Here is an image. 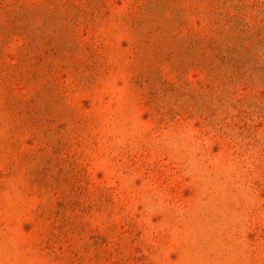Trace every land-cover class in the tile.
I'll return each mask as SVG.
<instances>
[{
  "label": "rangeland",
  "instance_id": "obj_1",
  "mask_svg": "<svg viewBox=\"0 0 264 264\" xmlns=\"http://www.w3.org/2000/svg\"><path fill=\"white\" fill-rule=\"evenodd\" d=\"M10 1L0 0V264H264V0H28L39 8L34 68L60 69L42 87L66 114L55 177L78 181L66 217L54 206L51 221L37 215L47 198L28 189L44 145L14 106L32 95L7 77L24 45L6 40ZM193 36L213 45L190 49ZM55 219L76 227L73 247L48 244Z\"/></svg>",
  "mask_w": 264,
  "mask_h": 264
},
{
  "label": "trees",
  "instance_id": "obj_2",
  "mask_svg": "<svg viewBox=\"0 0 264 264\" xmlns=\"http://www.w3.org/2000/svg\"><path fill=\"white\" fill-rule=\"evenodd\" d=\"M62 1L72 4L71 1ZM51 3V0L45 1L46 6H49ZM61 3V0H59V2L56 4V7H59V9L63 7ZM7 6V15L11 17L6 29L7 43L12 44L16 38H21V40L24 41L22 50H20L15 55H8V58L14 59L17 62L13 66L10 65L14 70L8 71V82L13 83L14 90L18 88L20 90L25 89L28 90V94H31L32 96L34 95L33 97L31 96L29 100H24V102H22V99V101L20 99H17L14 102L16 103L14 106L19 107L21 103L23 104V107L20 109L18 115L23 116L24 127L30 130V133L33 135L34 139H38V141L42 142L44 145L41 150L44 152V156H40V159L38 157L40 168L31 171V180L29 181L28 189L31 193H38L43 198L46 197L48 200V204L40 207V210H38L37 215L39 219L43 220L45 219V217H47L46 220L51 221L54 206L59 207L61 219H64L66 217V214L69 212L71 197L75 194L77 186L76 184H78V181L75 179L63 180L55 177V170L59 169V167L55 166L54 157H52V150L54 146L52 138L56 136L54 133L58 134V132H56L54 129V125L61 122L63 115L66 114L56 113L55 111L57 101H55L54 107L47 104L43 100L45 91L42 90L43 83L49 81L50 77H54L56 80H58L60 69L59 67H48L47 72L41 78V76L38 75L37 70L34 68L36 65V58L39 54L38 52H42V49L38 48L37 33L39 31V27H36L35 23V20L39 14L38 4L30 2L28 0H11ZM80 26L81 23L78 24L77 28H79ZM87 26H89V24H87ZM144 38H147L150 43L152 42V40H154V37L152 35ZM185 40L188 48L200 51H204L207 48V45H213V43H205L203 39L197 38L196 36L187 37ZM142 43L143 42L141 41L140 43H138V45H141ZM61 44L64 45L63 42ZM150 45L153 46L152 43ZM50 46V41H46L44 44L45 56L51 55ZM64 47L65 46H63L62 49H64ZM211 50L216 53L219 52L218 56L216 57L221 63L225 61V57H219L221 50L216 47H212ZM230 53L233 54V56L230 58V63H234L237 66L242 67L245 65L244 63L246 62H243V52H238V59L234 58V51ZM26 61L31 63V69L23 72L22 64ZM64 69L66 70L68 68ZM63 139L64 138H62L61 136L59 137L60 141H63ZM56 164L59 165V163ZM59 166L61 167L60 171H62L63 167L61 165ZM14 172L15 171L8 172L7 177L14 175ZM56 197L58 198V201L54 205L52 200ZM58 222L59 221L57 219L54 220L55 227L52 228L51 232L49 233L48 244L51 246V248H53V244L62 246V243L65 242L69 243V248L73 247L74 245L72 244L71 236L74 233L73 229L76 227H68V224H65L64 226H62V228H60L58 226ZM73 249L74 248L70 249V253H72ZM62 252L63 253L61 255H65V252Z\"/></svg>",
  "mask_w": 264,
  "mask_h": 264
}]
</instances>
